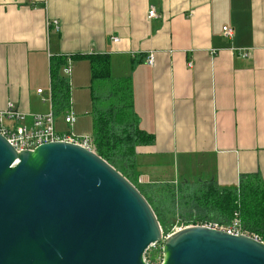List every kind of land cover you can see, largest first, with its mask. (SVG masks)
<instances>
[{"label":"crops","instance_id":"1","mask_svg":"<svg viewBox=\"0 0 264 264\" xmlns=\"http://www.w3.org/2000/svg\"><path fill=\"white\" fill-rule=\"evenodd\" d=\"M93 54L130 78L139 127L153 136L136 149L140 184L264 180V0H0V111L12 103L28 121L52 112L57 132L93 142L90 65L72 60ZM55 56L69 77L60 113L48 93Z\"/></svg>","mask_w":264,"mask_h":264},{"label":"water","instance_id":"2","mask_svg":"<svg viewBox=\"0 0 264 264\" xmlns=\"http://www.w3.org/2000/svg\"><path fill=\"white\" fill-rule=\"evenodd\" d=\"M264 264V242L206 226L163 238L143 195L80 145L17 153L0 135V264Z\"/></svg>","mask_w":264,"mask_h":264},{"label":"trees","instance_id":"3","mask_svg":"<svg viewBox=\"0 0 264 264\" xmlns=\"http://www.w3.org/2000/svg\"><path fill=\"white\" fill-rule=\"evenodd\" d=\"M90 65L93 99V151L121 173L143 195L162 229L163 238L177 226L215 222L227 225L237 213L240 228L264 242V180L259 173L241 175L236 187H220L215 182L181 178L175 184L139 183L137 147L150 145L153 136L142 131L133 109L130 78L115 79L108 55H74ZM63 56L51 58L50 85L53 110L69 108V83L63 75ZM187 180V181H186ZM168 215L181 219L174 223ZM177 224V226H176ZM162 252V246L159 248ZM150 261L154 254L146 253Z\"/></svg>","mask_w":264,"mask_h":264},{"label":"built area","instance_id":"4","mask_svg":"<svg viewBox=\"0 0 264 264\" xmlns=\"http://www.w3.org/2000/svg\"><path fill=\"white\" fill-rule=\"evenodd\" d=\"M155 11L151 8L148 12V17H155ZM56 21L50 22L47 26H56ZM222 36L228 40L233 37V28L224 26L222 27ZM117 41V39H114ZM242 58L248 57L247 49H233ZM213 53H216L213 51ZM154 62V57L152 54L146 59V63L152 65ZM191 66V65H189ZM71 67L68 63L67 71L70 73ZM51 88L48 90L49 97L51 93ZM38 94L42 93L41 89L37 90ZM30 119L28 121L27 116L19 112L12 103H8L4 110L0 111V135L6 138L7 142L15 149L17 153L22 151H32L38 146L46 143L52 142H68L80 145L90 151L92 149V140L89 137H80L75 134L69 133H59L55 130V118L52 112L46 114H32L29 115ZM69 125L74 123V115L72 112L67 114ZM197 226H206L213 229H219L230 233L232 235H245L255 239L256 241H261L256 235L244 232L240 228V222L237 213H234L233 218L227 225H219L215 222H210L206 224H195ZM189 225V226H195ZM187 227V226H184ZM184 227H175L174 231L180 230ZM173 231V232H174ZM146 262V261H145ZM149 264L148 262H146Z\"/></svg>","mask_w":264,"mask_h":264},{"label":"rangeland","instance_id":"5","mask_svg":"<svg viewBox=\"0 0 264 264\" xmlns=\"http://www.w3.org/2000/svg\"><path fill=\"white\" fill-rule=\"evenodd\" d=\"M70 67H71V64H70ZM66 70V69H65ZM66 72V71H65ZM67 74V73H66ZM68 75V74H67ZM69 77L67 76V79ZM115 78V77H114ZM69 80V79H68ZM198 180V179H197ZM195 180V181H197ZM169 220H172L174 223L178 222L179 219H181L178 215H168L167 216ZM177 226V224H176ZM179 227V226H177ZM174 231V229H172V232ZM171 232V233H172ZM166 237V236H164ZM162 246V242L161 243H158L154 246H151L147 251L146 253H152L154 254V260L153 261H150L149 257H148V254H144V259L146 262H148L149 264H161L162 263V260H163V254L162 252L160 253L159 252V248Z\"/></svg>","mask_w":264,"mask_h":264}]
</instances>
